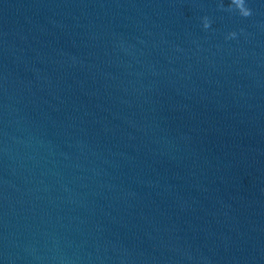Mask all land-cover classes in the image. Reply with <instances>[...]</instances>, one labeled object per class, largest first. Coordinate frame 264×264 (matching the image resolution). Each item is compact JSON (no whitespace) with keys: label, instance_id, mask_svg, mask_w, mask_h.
<instances>
[{"label":"water","instance_id":"95a60500","mask_svg":"<svg viewBox=\"0 0 264 264\" xmlns=\"http://www.w3.org/2000/svg\"><path fill=\"white\" fill-rule=\"evenodd\" d=\"M0 264H264V68L118 0H0Z\"/></svg>","mask_w":264,"mask_h":264},{"label":"clouds","instance_id":"9594fccd","mask_svg":"<svg viewBox=\"0 0 264 264\" xmlns=\"http://www.w3.org/2000/svg\"><path fill=\"white\" fill-rule=\"evenodd\" d=\"M233 2H235V0H233ZM241 12H242L244 15H247V14H248L247 12H243L242 10H241ZM205 26H207V25H205Z\"/></svg>","mask_w":264,"mask_h":264}]
</instances>
